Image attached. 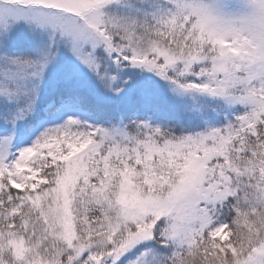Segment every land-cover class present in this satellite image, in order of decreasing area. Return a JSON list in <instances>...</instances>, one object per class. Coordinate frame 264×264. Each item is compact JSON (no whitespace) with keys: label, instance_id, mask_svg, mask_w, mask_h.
Instances as JSON below:
<instances>
[{"label":"snow or ice","instance_id":"obj_1","mask_svg":"<svg viewBox=\"0 0 264 264\" xmlns=\"http://www.w3.org/2000/svg\"><path fill=\"white\" fill-rule=\"evenodd\" d=\"M0 264H264V0H0Z\"/></svg>","mask_w":264,"mask_h":264}]
</instances>
